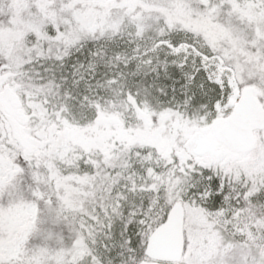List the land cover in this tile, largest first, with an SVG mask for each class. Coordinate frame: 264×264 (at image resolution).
<instances>
[{"label":"snow or ice","instance_id":"obj_1","mask_svg":"<svg viewBox=\"0 0 264 264\" xmlns=\"http://www.w3.org/2000/svg\"><path fill=\"white\" fill-rule=\"evenodd\" d=\"M0 264H264V0H0Z\"/></svg>","mask_w":264,"mask_h":264}]
</instances>
